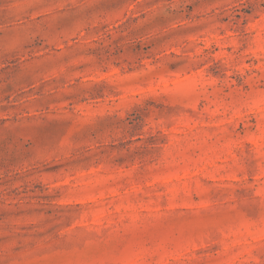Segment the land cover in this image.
I'll return each instance as SVG.
<instances>
[{"label": "rangeland", "instance_id": "374dc122", "mask_svg": "<svg viewBox=\"0 0 264 264\" xmlns=\"http://www.w3.org/2000/svg\"><path fill=\"white\" fill-rule=\"evenodd\" d=\"M0 264H264V0H0Z\"/></svg>", "mask_w": 264, "mask_h": 264}]
</instances>
